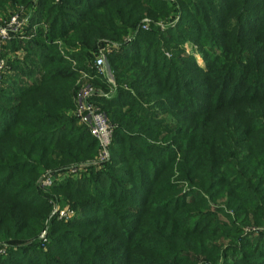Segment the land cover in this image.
<instances>
[{
	"label": "trees",
	"instance_id": "trees-1",
	"mask_svg": "<svg viewBox=\"0 0 264 264\" xmlns=\"http://www.w3.org/2000/svg\"><path fill=\"white\" fill-rule=\"evenodd\" d=\"M29 1L0 0V16ZM163 2L35 0L44 35L9 41L24 53L0 87L1 264H264V230L243 232L264 223V0H177L172 27L122 40ZM108 41L115 89L91 101L116 122L110 160L52 183L75 213L39 240L38 175L96 152L72 96L77 70L107 91L89 62Z\"/></svg>",
	"mask_w": 264,
	"mask_h": 264
},
{
	"label": "rangeland",
	"instance_id": "rangeland-1",
	"mask_svg": "<svg viewBox=\"0 0 264 264\" xmlns=\"http://www.w3.org/2000/svg\"><path fill=\"white\" fill-rule=\"evenodd\" d=\"M52 2H57V0H50ZM163 11L160 13L155 14L153 17L148 16V15H143L141 19L145 18L147 19V28L146 29H141L143 31L146 32H150V33H156L159 35L160 31H165V29L167 27H172L174 25V23L177 20V11H176V1L177 0H163ZM22 9V17L24 18V22L23 24H21V26L18 29V32L15 33L13 36L10 35L8 39H0V62L4 65V71L0 74V87L2 85V79L3 77L9 73L10 70H8V61H14V59H21L23 56V50L21 47H16L15 49H10L8 44L9 41L12 38L17 39L18 41H30L31 39H34L36 37V35L38 33H42L44 35L45 33V29H46V25L43 18H41L39 21H37L36 19H34L32 22H30V18L34 13L35 10V0H31L29 2H25L24 4L21 5H16V7L13 8H7V10L5 11V13H3L0 16V24L5 23L8 20V17L10 15H12L14 12H17L19 9ZM7 12V13H6ZM140 19V21H141ZM37 21V22H36ZM3 22V23H2ZM140 22L137 26V28L135 30H131L129 31V34L123 37V41L127 42L129 41V39H131V37H133V35H135L136 31L140 29ZM152 31V32H151ZM57 45V48L60 52V54H62V49H61V43L59 41H54ZM118 45L117 43H113V42H104L101 43L100 45H98V47L96 48L95 51H93L92 53V60L91 62H89V67H91L96 73H98L100 76H102L106 81H107V91L102 90L100 87H96L94 85H92L90 83V78L88 76V74L85 72V74L88 77H84L81 76L79 73H77L76 75V80H75V85L78 87L79 84H84L87 83L90 85V87L92 88V91L95 92L97 94V96L95 97H105L107 98L109 95H112V93L114 92L115 89V82L114 79L112 77L111 72L108 69V65H107V60H106V55L108 54L109 50H114V49H118ZM181 49L183 50L184 53L186 54H190V56H192L195 59V62H197L198 65L203 66V61L202 58L200 57L199 53L196 51L197 48L195 46L194 43H192L190 40H186L182 43V45L180 46ZM102 51L105 57V65L102 67L101 71L96 70L95 68H93L92 63H93V59L95 58V56L98 54V52ZM169 51L166 52V54H168ZM63 55V54H62ZM67 59H69V57L65 56ZM70 65L71 66H75V62L70 60ZM89 68V69H91ZM84 72V71H83ZM77 89V88H76ZM72 101H73V96H72ZM95 107L101 111L104 116L106 117L107 121L109 122V124L112 126V130L114 129V127L116 126L115 123L116 122H112L109 120L108 118V114L105 112V110H103L102 108H100L98 105H96L94 103ZM73 108H74V102H73ZM73 109L71 110V114ZM112 134V131H111ZM111 139V136H110ZM110 160V154L109 152L107 153V157L105 159H98L97 158V149L95 154L87 159H81L78 162H74L69 164L68 166H66V168L62 169V170H54V169H49L47 168L46 170H43L40 172V174L38 175L37 179H36V185L37 187L40 189V191L49 199L48 203L50 204V211L47 214V216L44 218V220L41 223V228L40 230L37 231L36 233V238L39 240H43L44 236H45V231H46V227L48 225L49 219L53 216H50V212H51V208L52 206H57V207H69V205L67 203H62L61 201H59L58 199L55 198V196H51V191H50V186L52 185V183L57 182L59 180L63 181V180H67V179H77L81 176L87 175L88 174V170H99L101 169L103 166H105V164ZM44 171H48L49 173H51L53 175V181L51 183L50 186L45 187V186H41V174ZM215 203V201H213ZM213 202H211V207H213L212 204ZM216 203H218V201H216ZM72 209V208H71ZM75 211H73V215L70 216L69 218L65 219L66 221L69 220L71 217L74 216ZM264 230V223L263 225H246L245 227H243V232L244 233H251V232H257V231H261ZM29 240H32L30 238H28ZM28 242V240H27ZM227 240L224 241V243H226ZM228 243V242H227ZM13 247H16L14 245L16 244H12ZM18 245V243H17ZM20 245V244H19ZM18 245V246H19ZM0 246H2L3 248L8 249L10 247V244L2 241L0 242ZM1 264V263H0Z\"/></svg>",
	"mask_w": 264,
	"mask_h": 264
},
{
	"label": "built area",
	"instance_id": "built-area-1",
	"mask_svg": "<svg viewBox=\"0 0 264 264\" xmlns=\"http://www.w3.org/2000/svg\"><path fill=\"white\" fill-rule=\"evenodd\" d=\"M22 9L14 12L8 17V20L0 24V39H8L10 35H14L18 32L19 27L24 22L22 17ZM140 29L147 28V19L143 18L140 21ZM105 65V57L102 51L93 59L92 66L98 71H101ZM4 71V65L0 62V74ZM81 76L88 77L82 70H77ZM2 75V74H1ZM0 75V76H1ZM97 96L89 84H79L76 92L73 96L74 108L73 114L77 118L78 122L86 127L89 134L97 142V158L102 160L107 157L108 146L110 143V136L112 126L107 121L104 114L99 111L94 103L91 101L92 97ZM53 181V175L48 171H44L41 174V186L48 187ZM73 215V210L68 207L52 206L50 216L56 219L65 220ZM5 252V248L0 246V255Z\"/></svg>",
	"mask_w": 264,
	"mask_h": 264
}]
</instances>
